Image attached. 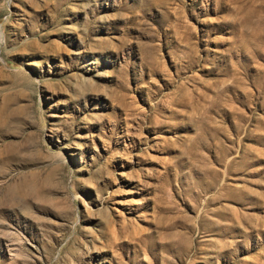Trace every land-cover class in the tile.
<instances>
[{
  "label": "rangeland",
  "instance_id": "obj_1",
  "mask_svg": "<svg viewBox=\"0 0 264 264\" xmlns=\"http://www.w3.org/2000/svg\"><path fill=\"white\" fill-rule=\"evenodd\" d=\"M0 264H264V0H0Z\"/></svg>",
  "mask_w": 264,
  "mask_h": 264
}]
</instances>
